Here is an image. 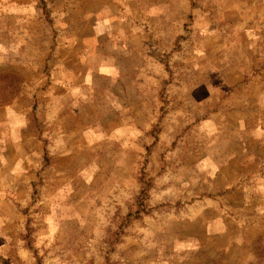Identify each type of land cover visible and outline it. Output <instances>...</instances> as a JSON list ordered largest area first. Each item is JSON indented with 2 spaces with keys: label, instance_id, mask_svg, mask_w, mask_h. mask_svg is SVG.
Wrapping results in <instances>:
<instances>
[{
  "label": "rangeland",
  "instance_id": "rangeland-1",
  "mask_svg": "<svg viewBox=\"0 0 264 264\" xmlns=\"http://www.w3.org/2000/svg\"><path fill=\"white\" fill-rule=\"evenodd\" d=\"M0 264H264V0H0Z\"/></svg>",
  "mask_w": 264,
  "mask_h": 264
}]
</instances>
